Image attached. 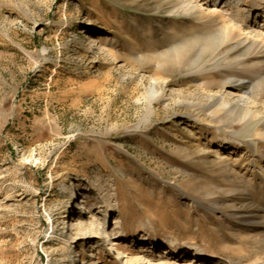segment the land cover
<instances>
[{
	"label": "rangeland",
	"instance_id": "rangeland-1",
	"mask_svg": "<svg viewBox=\"0 0 264 264\" xmlns=\"http://www.w3.org/2000/svg\"><path fill=\"white\" fill-rule=\"evenodd\" d=\"M178 2L0 0V264H264V48Z\"/></svg>",
	"mask_w": 264,
	"mask_h": 264
},
{
	"label": "bare ground",
	"instance_id": "bare-ground-1",
	"mask_svg": "<svg viewBox=\"0 0 264 264\" xmlns=\"http://www.w3.org/2000/svg\"><path fill=\"white\" fill-rule=\"evenodd\" d=\"M224 1L225 0L219 1L218 3L223 4ZM233 2H237V0H233L232 3ZM208 3H209V1H205V2L201 3V0H179L177 8H178V11H180L184 14L195 13L200 18H204V19H207V18L210 19L211 18L213 21H214L215 17H218L217 23L220 22L219 23V25H220L219 29L221 30V33L224 34V37L226 40L238 36V37L244 38L247 42H249L248 44H250L252 47H254L256 49L264 48V15H263L264 14L263 13L264 12V0H252L251 11H253L254 14L250 12V13H248L249 15L241 13L237 6H225L224 8L219 10V8H217V9L209 8ZM238 3L239 4L241 3L242 6L246 5V3L244 1L239 0ZM211 5L216 7L217 4L214 3ZM231 5H233V4H231ZM253 15H257V17L259 16V18H261L263 21H259L258 19H254ZM250 16H252V18ZM259 22L260 23L263 22V23L260 24ZM90 37L92 38L91 42L98 40V39H96V36L92 35ZM185 43H187V42H185ZM184 50H186V49H184ZM263 56H264V54H263ZM249 82H252V78L250 79ZM240 85L241 84H239V86ZM158 86H159V83L157 82V80L153 79L150 83V92H151L152 97H154V95L158 94V92H159ZM242 89H244V88H242ZM236 90H238V89H236ZM245 92H246L245 95L247 94L248 96L247 97L245 95L242 96V98H244V100H243L244 105H247L244 112H243L244 114L242 113L244 117H246V115L252 114L253 107H254L253 105H255V101L257 100L256 95L254 93V89L246 90ZM252 102L254 104H252ZM236 107H238V106H236ZM249 120H251V119H249ZM252 120H253V118H252ZM227 149H229V147L226 145V147H224V150H227ZM88 201L89 200H87V199L84 200L85 203ZM104 203H105V206L101 207V209H103V211H104L103 215H108V217H111V215L116 213L117 210L115 211L114 209L118 208L119 204L112 205L108 200L104 201ZM79 209H84V207L81 206V207H79ZM101 209L99 210L100 212H102ZM99 213L94 216L93 222H90V223L86 222V223H84L85 225H82L81 227H79V226L71 227L68 230V232L72 233L73 230H79L80 236L78 237V239H83V240H90L91 241L93 239V237L95 239L96 238H102L103 237L102 235L95 234V233H97V231L95 230V227H97L99 224H101L102 226H105L107 224V222L104 219L100 218L101 213L100 214ZM65 215H66V217L70 218L69 214L68 215L65 214ZM76 221H79V219L76 218ZM115 224H116V229H118L117 232H113L115 235L117 234L116 239H119V240L124 239V236L126 235L127 231L123 229V227L120 224L119 219L115 220ZM92 232H94V234ZM175 241L176 240H170V242L167 244L168 248L171 249L172 247H174L173 249H175V251H177V250L180 251L179 247L174 246L173 243H175ZM118 245H121V243L120 244L118 243ZM191 246H194V249L196 250L197 255L195 256V258L198 257V260H199V258L205 259V258L200 257L202 254L204 255V250L200 246H198L197 243L192 244ZM123 248H124L123 245L121 247H119L120 250ZM142 248L143 249L140 250L141 253L148 251L146 245H142ZM89 256L95 257L94 252L90 253ZM207 257H208L207 259L212 260V262L216 261V263H223V262H220L219 260H216V259H221V257H220V255L218 256L214 252H210V254L208 253ZM238 262H239V264H243L242 261L240 262V260L235 262L234 259L230 258V264H238ZM129 264H138V263H134L133 260H130Z\"/></svg>",
	"mask_w": 264,
	"mask_h": 264
}]
</instances>
